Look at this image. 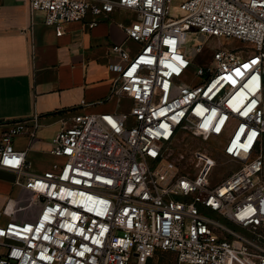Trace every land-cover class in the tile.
<instances>
[{
  "label": "built area",
  "instance_id": "obj_1",
  "mask_svg": "<svg viewBox=\"0 0 264 264\" xmlns=\"http://www.w3.org/2000/svg\"><path fill=\"white\" fill-rule=\"evenodd\" d=\"M172 3L28 0L57 36L87 15L89 26L119 8L135 17L111 45L120 110L62 121L50 168L29 172L28 150L11 144L35 136L37 113L3 122L0 168L38 211L0 224V264H146L157 253L176 264H264V0ZM229 38L246 45L209 43ZM219 157L235 167L215 181Z\"/></svg>",
  "mask_w": 264,
  "mask_h": 264
},
{
  "label": "crops",
  "instance_id": "obj_2",
  "mask_svg": "<svg viewBox=\"0 0 264 264\" xmlns=\"http://www.w3.org/2000/svg\"><path fill=\"white\" fill-rule=\"evenodd\" d=\"M134 17L119 8L89 26L93 16L87 15L65 24L57 36L41 13L30 14L28 0H0V132L3 122L39 115L33 138L18 135L11 141L14 149L28 150L29 172L40 173L59 160L49 150L62 121L81 112L120 110L119 97L110 96L115 72L109 65L118 62L111 45L124 40L119 24ZM15 177L0 168V224L31 220L38 211Z\"/></svg>",
  "mask_w": 264,
  "mask_h": 264
},
{
  "label": "rangeland",
  "instance_id": "obj_3",
  "mask_svg": "<svg viewBox=\"0 0 264 264\" xmlns=\"http://www.w3.org/2000/svg\"><path fill=\"white\" fill-rule=\"evenodd\" d=\"M180 0H173V3L172 5H177L178 2ZM192 37V35H190V38ZM209 39H213V38H209ZM214 43L215 45H217L219 48H223V49H234V48H239V47H243L245 46L246 44L244 43H241L237 40H234L233 38H229L227 41H220V42H215V40H210L209 43ZM204 56L207 55V51L203 53ZM202 54V56H203ZM201 56L198 55L195 59V62L196 63H200L201 61ZM193 64V63H189L187 65V70L190 72V73H195L196 71V67L198 66L197 64ZM202 63V62H201ZM182 81H186L188 82L189 81V76L187 77H182L181 78ZM189 142V145L188 147H190L191 149H194V148H197L199 146H202L200 143L198 142H193L191 140H188ZM182 148L183 149H187L186 147H184V145H182ZM235 167V165H229V162H226L223 160L222 157H219V160H218V163L217 165L213 168L212 170V177L213 179L216 181V180H219L221 177L227 175L228 171ZM29 202V198L27 199ZM27 201V202H28ZM33 202V201H32ZM146 264H176L175 263V257H174V254L173 253H157L155 255H153V257H151Z\"/></svg>",
  "mask_w": 264,
  "mask_h": 264
},
{
  "label": "bare ground",
  "instance_id": "obj_4",
  "mask_svg": "<svg viewBox=\"0 0 264 264\" xmlns=\"http://www.w3.org/2000/svg\"><path fill=\"white\" fill-rule=\"evenodd\" d=\"M193 39H195V38H193Z\"/></svg>",
  "mask_w": 264,
  "mask_h": 264
}]
</instances>
